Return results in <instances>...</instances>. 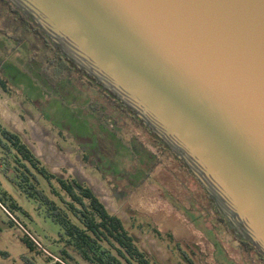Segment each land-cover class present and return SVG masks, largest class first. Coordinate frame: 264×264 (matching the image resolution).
<instances>
[{"label": "water", "instance_id": "95a60500", "mask_svg": "<svg viewBox=\"0 0 264 264\" xmlns=\"http://www.w3.org/2000/svg\"><path fill=\"white\" fill-rule=\"evenodd\" d=\"M264 257V0H7Z\"/></svg>", "mask_w": 264, "mask_h": 264}, {"label": "rangeland", "instance_id": "374dc122", "mask_svg": "<svg viewBox=\"0 0 264 264\" xmlns=\"http://www.w3.org/2000/svg\"><path fill=\"white\" fill-rule=\"evenodd\" d=\"M19 34L0 5V119L52 172L89 184L152 264H262L219 220L202 186L128 111L76 71L53 79L43 43ZM8 160L13 164L0 143V264H96L82 259L45 206L11 180Z\"/></svg>", "mask_w": 264, "mask_h": 264}, {"label": "trees", "instance_id": "16d2710c", "mask_svg": "<svg viewBox=\"0 0 264 264\" xmlns=\"http://www.w3.org/2000/svg\"><path fill=\"white\" fill-rule=\"evenodd\" d=\"M2 4L8 7L17 21L21 40H25V36H31L43 43L51 55L46 57L45 63L53 79L59 80L75 72L70 64L55 52L39 30L21 16L7 0H0V5ZM100 91L117 107H120V110L127 113V110L116 100L101 89ZM130 117L137 126H140L131 114ZM142 129L150 134L147 129ZM154 142L163 152L172 157L160 142L157 140ZM0 143L12 156L13 164L10 160L7 163L3 162L8 172H11L12 168L15 169L11 180L29 198L45 206L47 216L60 226L66 243L74 247L82 259L96 264H152L147 253L136 243L123 218L111 213L89 184L79 181L74 176L52 172L21 135L8 129L1 119ZM178 164L186 170L180 162ZM193 179L197 181L194 177ZM204 195L208 204L212 206L208 196ZM219 220L225 223V220L220 217ZM25 243L29 249L34 250V243L28 236L25 238ZM241 243L247 252L256 253L264 264V257L252 245L244 241ZM64 253H66L65 250Z\"/></svg>", "mask_w": 264, "mask_h": 264}, {"label": "built area", "instance_id": "2783aa9c", "mask_svg": "<svg viewBox=\"0 0 264 264\" xmlns=\"http://www.w3.org/2000/svg\"><path fill=\"white\" fill-rule=\"evenodd\" d=\"M30 235V234H29ZM30 237L32 238V240L33 241H35L36 242V240L30 235ZM57 261H59V263H61V264H65V263H63L62 261H60V260H58V259H56Z\"/></svg>", "mask_w": 264, "mask_h": 264}, {"label": "flooded vegetation", "instance_id": "af4514ba", "mask_svg": "<svg viewBox=\"0 0 264 264\" xmlns=\"http://www.w3.org/2000/svg\"><path fill=\"white\" fill-rule=\"evenodd\" d=\"M156 146H157V145H156ZM157 148L161 150V148H160L159 146H158Z\"/></svg>", "mask_w": 264, "mask_h": 264}]
</instances>
